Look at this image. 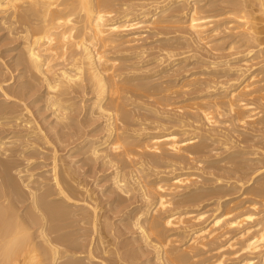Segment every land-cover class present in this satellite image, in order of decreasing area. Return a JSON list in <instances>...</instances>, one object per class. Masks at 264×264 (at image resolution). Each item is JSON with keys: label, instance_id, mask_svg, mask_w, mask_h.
<instances>
[{"label": "bare ground", "instance_id": "obj_1", "mask_svg": "<svg viewBox=\"0 0 264 264\" xmlns=\"http://www.w3.org/2000/svg\"><path fill=\"white\" fill-rule=\"evenodd\" d=\"M116 1L117 0H0V21L7 30V37L8 39L11 38L20 42L13 50H18L15 61L17 65L23 66L21 77H24L25 80L19 83L18 90H15L16 94L15 91L13 93L16 98L23 99L24 95L26 97V93L42 89L36 101L43 102L44 108H41L50 111V115L54 117V123L61 125L59 127L61 128V130L59 129L60 131L53 130H55V132L57 131L56 135L59 137L60 142L62 140L65 142H63V147L64 144L65 146H70L74 143L73 145L76 147H80L81 149L86 148L87 151L84 150L86 153L83 152L84 154L89 153L86 155V159H101L103 166L114 169L112 182L116 191L115 194L118 192L120 195L118 198L120 199L109 204V206L112 204L116 206L115 208H111V212L117 209L120 203L124 201L121 197L124 193H129L127 191L128 187L133 188V191L137 192L139 201L144 205H142L138 211L136 208V213L133 212V210L126 212H128L127 214L129 216L131 215L129 213L134 214L128 217L130 219L129 229H133L134 232L136 231V233H138V244L139 246L141 244V246L136 249L142 252L141 256L144 257V255H147L149 257L152 254L153 258H151L153 262H155L154 264H196L197 260H200L199 257L201 258L202 255L198 254L201 252L199 250H206L209 245L212 246L214 243L216 245V242L220 241L219 239L222 237H226L231 232L237 231L236 235L230 238L226 245L223 244L227 246L228 250H234L233 253H231L234 254V256L242 254L240 256L241 260L239 261L235 258V261L238 260V263H233L264 264V218L259 216L264 215V213L262 214V211H264V0H144L141 3H133L134 1L128 3V1L125 7L119 9L118 14L114 13L115 10H113V8L115 9ZM123 2H125V0ZM180 9L182 12L185 10V21H173L165 18V14L172 11L180 12ZM117 10L118 9H116V12ZM218 11H220L221 15L216 14L219 13ZM166 22L184 24L183 28L191 36L190 41L199 47H213L212 49L214 51H218L221 50L219 42L214 44L217 47L212 45L215 38H218L215 42L219 40L225 43L227 40H230L228 52L231 50H240L241 53H245L244 55H246L247 58L244 59V61H246L247 64L245 68L242 66L241 68L239 66L237 68L235 67L236 65L234 66L229 60L225 62L222 61L223 63L220 65L221 67L223 66L222 73H224V75L222 74V76L227 78L231 72H234L237 76H232L231 73V80L228 79L230 77L227 78L229 81L224 78L223 81L225 82H220L221 85L224 84L221 88L216 87L219 79L216 80L215 78L216 86H209L207 90V85H201L202 87L206 86L205 88L207 91L204 90L206 93L198 96L196 100L201 99L200 101H197V103H190L191 101L189 100L190 104L186 105H183L182 102L183 106L179 105V109L182 110L181 113L178 111L179 114L175 117H166V120L171 125L166 127L159 126L162 130L161 132H145V137L141 138L140 134H143V132L140 134L138 133V135H133L135 131L133 133L131 132L132 134L129 132L133 128H129L130 130L125 128L126 124H131L133 121L132 119H134L133 117L142 115L143 117H148V119L150 117H155L163 120H165V117L159 115L162 114L160 110L155 111V109H151L150 105H147L150 108H146V105V107L139 105L141 104V98L138 99V102H135V100L142 96L144 99L145 97L148 99L149 96H153L155 98L152 99H155L154 102L156 105L164 106L162 104L165 102V98L169 97L177 87L182 90L181 92L183 93L179 95V97H183L184 93H187V91L192 92V90L195 89L196 79L194 80L190 76L191 80H189V78L188 81L185 82V80H187L186 78L180 85L175 84V87H165L166 84L154 88L149 86L146 87L147 85L143 87L145 85L144 83H142L144 85L135 86L131 83L130 76H128L130 77L129 80L128 78L122 79V76L119 75V71L121 70H119L120 64L118 65V60L110 57L109 54L112 51H116L120 55V53L126 51V55V53L130 51V53L137 52L140 53L141 56H144L147 50L138 46L140 38L136 30L139 25L144 23L155 25L156 35H163L165 34ZM2 24H0V26ZM168 28H172V26ZM187 41L189 42V40ZM159 42L162 43L163 46L161 47L162 51L159 50L160 52L170 47L165 55L159 58L156 57L160 60V62H158L160 66L166 63L165 61H172L171 58L177 55V53L173 51V48H178V51L181 45L189 47L191 43L186 41L185 43H180V41L172 44L169 39L165 40V38L162 37L158 40V43ZM204 47L203 49L208 50ZM222 48L224 47L222 46ZM132 50H134V52H131ZM159 51L157 52L159 53ZM157 52L153 53L158 54ZM205 52L207 53V51ZM240 52L238 53L241 54ZM218 53H220V51ZM156 54L153 55L156 56ZM147 55L149 56V54ZM151 55L152 52L150 56ZM166 55L167 58L165 57ZM217 55L218 54L214 55V57ZM146 57L147 56H145V58ZM164 57L165 59H163ZM176 57H178V55ZM189 57H191V55L188 56V58ZM222 59H224V57ZM132 60L135 59L133 58ZM176 60L175 62H177ZM213 60L215 59L213 58ZM136 63L137 62H135V64ZM251 63L254 64V66H258H256V69H254L255 67L252 68L254 69L253 71L250 70ZM8 66L9 65H7V69L5 66V69L6 73L10 74L8 72L12 73V71ZM140 66L142 67V65ZM210 68H212V64ZM125 69L126 68L123 70ZM127 70L129 71L130 69H126V71ZM145 71L150 72V69L147 68ZM142 72H144L143 69L141 73ZM157 72L155 68L153 73L156 74ZM170 74H172V70ZM192 76L194 75L192 74ZM5 77L4 74V77H2L3 80H0V91H3L4 96L7 97L10 92H7V89L5 91V85H7L5 83L11 76L9 79ZM159 78H157V81ZM208 79L211 80L210 78ZM86 80L87 84L88 82L90 83L89 87L94 93V99L88 107L83 108L81 111L74 101L73 93L75 91L86 93ZM212 80L208 82V84L212 83ZM140 82L141 81H139V83ZM158 84L160 83L158 82ZM193 85L194 88L190 91L188 88H191ZM197 86L198 85H196V87ZM199 87L200 86H198V88ZM136 89L139 91V94L136 95L139 97L132 94ZM138 91L136 93H138ZM140 91H145L146 93H140ZM201 91H198V94H200ZM193 93L194 91L192 94L190 93V95H193ZM14 94L13 97H15ZM134 96L137 98L134 99ZM13 97L10 96L11 99ZM177 97L172 99L178 100L179 97ZM19 99L17 100L20 101ZM167 99L166 102L169 103L170 101H167ZM172 99L171 101H173ZM193 100L194 98L192 101ZM2 102L6 104L4 100ZM186 102L188 101L185 100V103ZM12 103L14 106L11 107H9L10 105L0 106L2 116L4 114L8 117V114L13 115L18 113L14 115L16 119L20 121L22 125H25L24 127H28L27 129H29V132H35L32 133L33 135L39 134L40 136H38L40 138H37L41 141L44 139L46 142L47 135L43 133L44 131L42 128L35 124L36 122L32 119L26 117L27 113H25L26 115L24 112L19 113V111H21L18 110V105H20V103L18 104L17 101ZM151 103H153V101ZM24 106H26V104ZM173 106H175L176 109L178 108L177 105ZM26 109L27 108H23L22 111ZM194 109L196 112L193 111ZM142 110L145 111L143 112ZM197 110L201 112L199 113ZM194 112L199 113V115L202 113V116L198 118ZM225 114L230 116V118L227 119H230L229 121H231L233 125L244 126V131H238L235 128H224L225 131H228L225 132L222 127L223 131H221V128V130L215 128L216 126L214 125L219 122L216 118H218V116L224 117L223 115ZM74 115H76V117ZM98 118L104 120V128L107 132L102 141L93 140L89 134L85 132L87 129L84 128L87 121ZM79 121L82 122L81 126L77 125ZM0 123L2 122L0 121ZM16 123L17 122H15V124ZM21 123H18V125H21ZM229 123L230 122H228V124ZM228 124L227 126H229ZM1 125L4 126V124ZM19 126L17 127L18 129ZM73 128L74 130L76 128L77 131H70ZM19 130H21V126ZM18 131L17 135L19 136L20 133L18 134ZM23 131L25 132V129ZM23 131L21 135H24L22 134ZM232 134L238 135L237 137H243L240 142L246 145H241L240 149H237L238 145L233 146V142L230 144L229 140H232ZM21 135L20 138H23L24 136L21 137ZM53 136L55 137V135ZM9 138L14 139V135ZM35 138L33 136V139ZM137 138L139 139L137 140L138 142H136ZM27 139L25 138L23 140L28 142ZM33 139L30 140V142L32 141L31 144L37 141H33ZM23 140L20 141L23 143ZM55 140H57V143L59 142L58 138ZM78 140L79 142H77ZM26 141L25 143H27ZM216 141L232 145L226 148L229 154L227 158L207 161L206 158L209 156L206 155V157L204 155L208 153L207 149H210L209 142L215 143ZM0 143H2V141ZM8 144H10V142ZM28 144L30 145V143ZM34 144H39V142L37 141V143ZM59 144H62V142ZM13 145L12 143V146ZM3 146L4 145H2V147ZM5 146L7 145L5 144ZM25 146L27 147L28 145H24V147ZM35 146L37 145L33 147ZM73 147L71 146V148ZM9 148L10 147H8L7 152H9ZM62 149H65V147ZM3 150L6 151L5 149ZM38 150L35 151L37 152ZM4 151H2V153L7 157L9 154L7 155ZM15 151L17 150H12V152ZM54 152L55 153L52 152L54 154V164L52 166L53 182L56 189L55 194L56 196H60L58 198H60L59 201H61V203L53 204V202H50L51 199L49 200L48 198L49 196L51 198L54 192L52 193V190L45 187L46 184L42 183L44 179L42 180L39 178L42 180L41 183L37 182L40 184L39 189L37 191H35V189L32 191L30 188L31 190H28L29 192L26 191L28 192V197H26V199L27 201L29 200V202L25 200L28 204L27 209H25L26 212L21 209L19 210L22 212L19 211L17 205H19V202L26 196L22 185H25V188H27L28 184L30 185L29 176L28 181L23 178L24 181L22 182L21 180H16L11 174V170L15 167V165L13 166L15 161H12V163L10 158L9 161L0 159V172L2 173V171H4L5 173V176H2L3 179L0 181V198L2 199L0 202V264H82L81 262L83 261L94 263L96 259H98V261L100 260V264H137V262L135 263L138 258L137 254L130 253L131 251L129 252L127 244L119 246L118 239H122L123 236H119L120 234H118V232H120V230L116 232V228L110 222L111 216L109 217L107 214L109 210L107 209V211H105L106 209L104 210L100 207L101 202L98 204V200H101L91 191L92 189L84 187L82 183L79 182L80 178L78 177V179L76 177L78 175L75 169L73 170L72 167L67 166L68 163L60 159L62 157L61 155H59L61 157L58 156L59 159L65 161L67 165L64 163L62 166H59L56 159L58 158L57 150ZM245 155L247 157H245ZM8 157H10V155ZM167 159L173 161V163L168 164V166L174 168V170L169 172L173 173L170 176H165L164 172H160L157 169V166L161 163H165ZM190 162L196 163L194 169L201 171L202 174L205 173V166L201 169L200 164L204 165L206 163H208L207 168L209 170L226 171L225 169L232 168L235 173H241L243 175L242 178L246 179V181L242 179L243 182L238 181V186L235 185V183L231 185L234 189L239 187L240 189L246 190L245 193L252 197L249 203L251 207L246 212L239 213L236 216H234L235 214L233 211L237 209L241 211L243 207H228L229 210L223 213L222 211L214 212L210 216L207 212H201L198 208L196 209V205H198V207L201 206H199L201 202L199 204L198 202L201 200L203 201V199L209 196H217L218 203H221L220 199L229 195V189L228 186L223 185V182L226 180L223 181L224 178L222 176H216L215 183L217 182V185L214 186V188L211 187L212 189L203 185L186 193H182L181 195L176 194V191L183 186V178L190 180L192 177L191 175H193V173H191L193 167L187 165L190 164ZM193 163L191 164L193 165ZM154 167L155 169H153ZM229 172L231 174V171ZM154 175L157 177L156 179L152 178ZM198 176L202 177L201 173ZM208 178L210 179V177ZM34 182V184H36V181ZM247 182H252V184L249 187H245ZM32 188L36 187L32 186ZM189 204H194L192 208L195 209L188 210L187 207L182 206H189ZM259 204L260 206L257 207ZM259 207H263L260 208V210L262 209L261 212H259ZM184 208L187 209L185 210ZM219 208L220 207H218V209ZM232 213L234 215L231 216ZM206 214L209 217H206ZM68 218H76V220H78L77 222L82 224L83 229V226H90L88 229L90 232L84 231L87 235L88 233L90 234V238L86 235L85 241L87 242H84V239H82V242H79L77 239H74V237L65 234L66 232H61L64 228L72 226V222L67 224L66 220ZM71 221H73V219ZM88 226L85 228H88ZM253 226H256L254 230ZM79 231L80 230H78V232ZM170 232L173 234H169ZM182 232L186 234L187 232L191 233L185 247L177 244L180 242V239L178 241V234ZM78 236H80V234H78ZM182 236H180L181 239ZM87 238L90 239L89 242ZM125 243H127V241ZM132 245L134 247L136 246V244ZM225 246H220L218 249L221 250ZM131 247L130 250H132ZM125 249L126 251L124 252ZM215 249L216 253H220L217 254L219 255L218 260L208 261L204 264H219V262H222L231 251L228 252L225 248L226 250H224V252L222 251V253L218 251L216 247ZM225 251L228 253L225 254ZM206 252L207 251L204 253ZM231 254L229 256H231ZM233 260L234 259L231 261ZM138 262L140 261L138 260ZM199 262L200 261H198V263ZM88 263L86 262V264ZM95 264L98 263L95 262Z\"/></svg>", "mask_w": 264, "mask_h": 264}, {"label": "rangeland", "instance_id": "obj_2", "mask_svg": "<svg viewBox=\"0 0 264 264\" xmlns=\"http://www.w3.org/2000/svg\"><path fill=\"white\" fill-rule=\"evenodd\" d=\"M122 1V0H121ZM121 1H116L115 2V9L113 8V10H115L114 11V13H116V14H118L119 13V9H122L123 7H125V5L126 4H128V3H132V1H134L133 3H141V2H143L144 0H125V2H121ZM129 1V2H128ZM148 1H151V0H148ZM152 1H154V0H152ZM128 2V3H127ZM125 3V4H124ZM117 6V7H116ZM116 9H118L117 10V12H116ZM184 12H185V10H183V12L181 11V9H180V12H178V11H175V12H169V13H167V14H165V18H168V20H173V21H180V22H183V21H185L186 20V18L184 17ZM219 13H216V14H220L221 15V13H220V11H218ZM223 15V14H222ZM0 19H1V16H0ZM184 19V20H183ZM0 24H2L1 23V21H0ZM169 26H172V28H168ZM138 27V26H137ZM175 27V28H174ZM184 27V24H182V23H165V34H163V35H156V29H155V25H151V24H148V23H144V24H141V25H139V27H138V29L136 30L137 32V34L139 35L138 37L140 38V41L138 42V46H140L141 48H144V49H146L147 51H146V53L144 54V56H141V54L140 53H137V52H134V50H132L131 52H134V53H137V54H134V53H130V51L128 52V53H126V55H125V52L123 53H120V55H121V57H120V55H119V53L118 52H116V51H112L110 54H109V56L110 57H113V58H116L117 60H118V65H119V67H120V69L119 70H121V71H119V75L120 76H122V79L123 78H128V80L130 79V77H131V83L133 84V85H135V86H137V85H144L143 87H145L146 85V87H156V86H159L160 87V85L162 86V84H166V86L165 87H167V86H172V87H175L176 85L175 84H177V85H180L186 78H187V80H185V82L186 81H188V79L189 80H191V77H192V79H196L195 81H196V83H195V89L194 90H192L193 88H194V85L193 86H191V88H188L190 91L192 90V92L194 91V93H193V95H190V93L192 94V92H189V91H187V93H184V98L182 99L181 97H179V95H182L183 93L181 92L182 90H180V89H178V87H177V89H174L175 90V92H174V90H173V92H172V96L171 95H169V97H172V98H174L175 99V97H177L178 98V100H174V99H172V98H169V97H167V98H165V102L162 104V105H164V106H159V105H156V103L154 102V100L155 99H152V98H155V97H153V96H149L148 97V99H146L147 97H145V99H144V97L142 98V97H139V96H137L138 94H139V91L137 90L138 89V87H137V91H138V93H136L137 91L135 90V92L133 91V93L132 94H135V96H137V97H139V98H137V100H135V102L137 101L138 102V99H140V103L141 104H139V105H142L143 107L146 105H150V107H151V109H155V111H157V110H160V112L162 113V114H159V115H163L164 117H165V120H163V119H159V118H155V117H150L149 119H148V117H143L142 115L141 116H135V117H133L134 119H132L131 121V124H126V129H132V130H130L129 132H130V134H132L134 131H135V133H133V135L135 134H137L138 135V133L140 134L141 132H143V134H140L141 136V138H143V137H145V135H146V133H148V132H151V133H157V132H161L162 130L159 128V126L160 127H163V126H169V125H171L167 120H166V117H175L177 114H179V113H181L182 112V110L181 109H179V107L182 105V102H183V105H186V104H190V103H197V101H200L201 99H199V100H196L197 98H198V96H200L201 94H204V93H206L205 91H207L208 90V88H209V86H216L215 85V83H216V81L214 80V78L216 79V80H218V82L220 83V82H222L223 80H224V78L227 80V78L228 77H230V78H228V79H230L231 80V73H232V76L234 75V76H237V75H235L234 74V72H231L228 76H227V78L226 77H224V76H222V74L224 75V73H222V69H223V66L221 67L220 65H221V63H223V62H225V61H228L229 60V62L230 63H232L235 67H237L238 68V66L241 68V66L243 67V68H245V66H246V64H247V62L246 61H244V59H246L247 57H246V55H244L245 53H241L240 52V50L238 51V50H231L230 52H228V50H229V48H228V45H229V41L230 40H227L225 43H223V41H217V42H215V40H217L218 38H215V40H214V43L212 44V45H214V44H217L218 42H219V47H220V49L221 50H218V51H214L212 48H208V47H206L208 50H206V49H203V47L204 46H201V47H199V46H196V44L195 43H192L191 41H190V35L188 34V32H186V30L183 28ZM131 32V31H130ZM161 37L162 38H165V40H170V42L173 44V43H177V42H180V43H185V41L186 42H188L187 40H189V42H191L189 45V47L188 46H185V45H181V47H183V48H181V47H179V50L177 51V49L178 48H173V51L174 52H176L177 53V55H178V57H173V58H171V60L172 61H165L166 63H164V64H162L161 66L159 65L160 63H158V62H160V60L158 59L160 56L162 57L163 55H165L166 54V52L167 51H169L168 49H170V47L168 48V49H165V51H163V52H160V51H162L161 50V47H163L162 46V43H158V40L159 39H161ZM188 42V43H189ZM20 42H18V41H16V40H13V39H11V38H9L8 39V37H7V30L4 28V26H3V24L0 26V73L2 74V71H3V76L0 74V76H1V79L0 80H3L2 79V77H4V74H5V78L6 79H9L10 78V76H11V78L9 79V80H7V82L5 83V84H7V85H5V91H6V89H7V92H10V93H8V95L9 96H4V92L3 91H0V106H2V105H5V106H9V107H11V106H14V105H12L13 103L12 102H15V101H17V103L19 104L20 103V105L21 104H23V105H18V110H21V111H19V113L20 112H24V114L25 113H27V115H26V117H28L29 119H32L34 122H36L35 124H37L38 126H40L41 128H42V130L44 131L43 133H45L46 135H47V140H46V142H45V140L44 139H42V141L39 139L40 137V135L39 134H32V133H35V132H29L28 130L29 129H27L28 127H24L25 125H22V123L20 122V121H18L17 119H16V116H14V115H17V114H8V117L7 116H5L4 114H3V116H2V112H0L1 114V116H0V119L1 118H7V120H6V118H5V122L7 123V121H8V125L4 122V118L3 119H1L0 121L2 122V123H0V142L2 141V143H0V148L2 147V145H4L5 146V144L7 145V146H3L2 148H1V150H0V159L1 160H3L4 159V161L5 160H10L11 159V162L13 161H15L14 163L15 164H13V166L15 165V167H13V169L11 170L12 172H11V174H12V176H13V178L15 177L16 178V180H18V181H20L21 180V182L22 181H24L25 179L28 181V176H29V182H30V185H29V187H28V185H27V188H25L26 186L25 185H22L23 186V191L26 193V196H25V198H23L24 199V201H23V199L21 200V202H19V205H17L18 206V210L19 209H21L22 211L24 210V212H26L25 211V209H27V207H28V204H27V202H29V200L27 201V199H26V197H28V192L32 189V191L35 189V191H37L38 189H39V185L40 184H38L39 182L41 183V181H42V183H44V184H46V188L47 189H50V190H52V193H53V195H51V198H50V196H49V200H50V202H53V204H60L61 203V201H59L60 200V198H58V197H60L59 195L58 196H56V189H55V186H54V182H53V164H54V154L53 153H55L54 151L55 150H57V157L59 156V155H61V156H59V157H61L60 159H63V160H65L67 163H68V165H67V163H65V161H63V160H60L59 159V157L58 158H56L57 159V163L59 164V166H62L64 163H65V165H67V166H69V167H72V169L74 170L75 169V171H76V173H77V175L78 176H76L78 179H79V182L80 183H82V185L84 186V187H86V188H89V189H92L91 191H93L94 193H95V195H97V197L101 200V201H99L98 200V204L101 202V204H100V207H102L105 211H107V209L109 210V212H107V214H108V216L110 217L111 216V220H110V222L113 224V226L116 228L115 230H116V232H118L117 230H120V232H118V234H120L119 236L121 237V236H123V238L121 239V238H119L118 239V241H119V246H122V245H128L127 247H129V252L130 253H135V254H137V259L140 261V262H138V260L136 259V261H135V263L137 262V264H154L155 262H153V260H152V258H153V255L151 254H148V255H150L149 257L147 256V255H144V257L143 256H141V254H142V252L139 250V249H136L137 247L139 248L140 246H141V244H140V246H139V244H138V233H136V231L134 232L133 231V229H129V227H130V219L128 218V217H130V216H132V214L133 213H129V214H131L130 216L127 214L128 212H126V211H132L133 210V212H137L138 211V209H140L141 208V206L142 205H144L141 201H139V199H138V195H137V192H135V191H133L134 189L133 188H131V187H128L127 188V191L129 192V193H124L123 195H122V197L121 198H123L124 199V201L122 202V203H120V205L118 206V208L117 209H115L114 211H112L111 212V208H115L116 206H114L113 204V206L112 205H110L109 206V204L110 203H113V202H116V200L117 199H120V198H118V196H120L119 195V193L117 192V194H115V189H114V185H113V182H112V177L114 176V169H109V168H107L106 166H103V164H102V161H101V159H98V160H93V159H90V158H88V159H86V155H88L89 153H87V154H84L83 152H85L86 153V148H84V149H81L80 147H76L75 145H73V144H71L70 146L68 145V146H65V144H64V147H65V149H62V148H64L63 147V140L61 141L62 142V144H59V143H61L60 142V140H59V137L56 135V133H57V131H60L61 130V128H59L61 125H57L56 123H54V117H52L51 115H50V111H46V110H44V109H42L41 107H43V102H41V101H36V98H37V96L39 95V93H40V91H42V89H37V90H34V91H31V92H29V93H26V97H25V95H24V97H25V99H24V97H23V99H19L18 97L16 98V96H15V94H16V91L18 90V85H19V83L21 82V81H23V80H25V78L24 77H21V73H22V68H23V66H20V65H17V63H16V58H17V51L18 50H13L14 49V47H16L18 44H19ZM161 44V45H160ZM160 46V49H159V46ZM224 47V48H222V46ZM185 46V47H184ZM192 46V47H191ZM195 46V47H194ZM215 47H217L216 45H214ZM204 47V48H205ZM218 47V48H219ZM167 48V47H166ZM197 48V49H196ZM199 48V49H198ZM203 49V50H201V49ZM226 48H228V49H226ZM175 49V50H174ZM185 49V50H184ZM210 49H212V50H210ZM223 49H225V50H223ZM160 50V51H159ZM181 50V51H180ZM183 50V51H182ZM136 51V50H135ZM157 51H159V53L157 52ZM172 51V52H173ZM205 51H207V53L205 52ZM208 51H210V52H208ZM212 51V52H211ZM220 51V53H218ZM116 52V53H115ZM151 52H152V57L150 56V54H151ZM153 52H157L158 54H156V53H153ZM165 52V53H164ZM170 52H171V50H170ZM186 52V53H185ZM199 53V54H197V53ZM238 52H240L241 54H239ZM163 53V54H162ZM183 55H182V54ZM185 53V54H184ZM210 53V54H209ZM213 53H215V54H213ZM228 53V54H227ZM234 53V54H233ZM147 54H149V56L147 55ZM153 54H156V56L155 55H153ZM161 54V55H160ZM180 54V55H179ZM192 54H195V55H192ZM197 54V55H196ZM216 54H220L219 55V57H218V55L217 56H215L214 57V55H216ZM230 54V55H229ZM236 54V55H235ZM243 54V55H242ZM191 55V57H189L188 58V56H190ZM209 55V56H208ZM210 55H212V56H210ZM232 55H234V56H232ZM115 56V57H114ZM134 56V57H133ZM138 56V57H137ZM141 56V57H140ZM145 56H147L146 58H145ZM186 56V57H185ZM200 56V57H199ZM118 57V58H117ZM125 57H126V59H125ZM128 57H129V59H128ZM156 57H158V58H156ZM166 58H167V55L165 56ZM165 57L163 58V59H165ZM216 57H217V59H216ZM224 57V59H222V58ZM226 57V58H225ZM135 59V60H132V59ZM136 58H138V59H136ZM142 58H144V59H142ZM185 58V59H184ZM197 58V59H196ZM198 58H200V59H198ZM213 58L215 59V60H213ZM142 59V60H141ZM156 59V60H155ZM177 59V60H176ZM181 59V60H180ZM221 59V60H220ZM231 59V60H230ZM122 60V61H121ZM129 60H132V61H129ZM139 60V61H138ZM167 60V59H166ZM174 60V61H173ZM175 60L177 61V62H175ZM184 60H186V61H184ZM144 61V62H143ZM182 61V62H181ZM212 61H213V63H212ZM219 61V62H218ZM223 61V62H222ZM3 62V63H2ZM122 62V63H121ZM135 62H137L136 64H135ZM155 62H157V63H155ZM210 62H211V64H212V68H210L211 67V64H210ZM214 62H215V64H214ZM141 63V64H140ZM147 63H149V64H147ZM151 63V64H150ZM174 63V64H173ZM176 63H177V65H176ZM195 63V64H194ZM197 63V64H196ZM204 63V64H203ZM5 64H7V65H9L8 66V68H10L11 69V71H12V73L11 72H8V73H10V74H7L6 73V69H7V65H5ZM125 66H124V65ZM126 64H127V66H126ZM155 64V65H154ZM250 64V63H249ZM129 65H131V66H129ZM136 65V66H135ZM140 65H142V67L140 66ZM145 65V66H144ZM158 65V66H157ZM176 65V66H175ZM207 65V66H206ZM216 65V66H215ZM252 65V66H251ZM251 65H250V70L251 71H253L254 69H256L258 66L257 65H255L254 66V64H252L251 63ZM5 66H6V69H5ZM163 66V67H162ZM175 66V67H174ZM210 66V67H209ZM257 66V67H256ZM3 67V68H2ZM122 67V68H121ZM128 67H130V68H128ZM136 67V68H135ZM139 67V68H138ZM161 67V68H160ZM214 67H216V68H214ZM218 67H220V68H218ZM249 67V66H248ZM255 67V68H254ZM124 68H126V69H130L129 71L127 70L126 71V69L125 70H123ZM138 68V69H137ZM150 69V72H146L145 71V69ZM152 68H154V69H152ZM155 68H156V70L158 71L156 74H154L153 73V70L155 71ZM252 68H254V69H252ZM2 69V70H1ZM142 69H143V71L144 72H142L141 73V71H142ZM161 69V70H160ZM217 69V70H216ZM5 70V71H4ZM140 70V71H139ZM171 70H172V74H173V70H174V74L172 75V74H170V72H171ZM177 70V71H176ZM221 70V71H220ZM124 71V72H123ZM137 71V72H136ZM168 71H170V72H168ZM122 72V73H121ZM125 72H127V73H125ZM134 72V73H133ZM136 72V73H135ZM140 72V73H139ZM165 72V73H164ZM168 73V75H167V73ZM151 73V74H150ZM159 73H160V75H159ZM215 73V74H214ZM126 74V75H125ZM136 74V75H135ZM145 74V75H144ZM146 74H147V76H146ZM192 74L194 75V76H192ZM209 74V75H208ZM213 74V75H212ZM220 76H219V75ZM124 75V76H123ZM135 75V76H134ZM162 75H164V76H162ZM177 75V76H176ZM126 76V77H125ZM128 76H130V77H128ZM133 76V77H132ZM137 76V77H136ZM151 76H153V77H151ZM158 76V77H157ZM191 76V77H190ZM198 76V77H197ZM217 76V77H216ZM148 77V78H147ZM150 77V78H149ZM160 77V78H159ZM201 77H203V78H201ZM4 78V79H5ZM133 78V79H132ZM139 78H140V80H139ZM153 78V79H152ZM154 78H155V80H154ZM157 78H159L158 79V81H157ZM162 78V79H161ZM175 78V79H174ZM177 78V79H176ZM182 78V79H181ZM184 78V79H183ZM198 78V79H197ZM208 78H210L211 80H212V83H209V84H212V85H209L208 84V82H210L211 80H209ZM234 78V77H233ZM138 79V80H137ZM147 79V80H146ZM152 79V80H151ZM180 79V80H179ZM205 79H206V81H205ZM133 80V81H132ZM143 80V81H142ZM168 80H169V82H168ZM176 80V81H175ZM202 80V81H201ZM207 80H209V81H207ZM221 80V81H220ZM139 81H141L140 83H139ZM152 81V82H151ZM213 81H215V82H213ZM227 81H229V80H227ZM87 82V80L85 81V83ZM137 83V84H135V83ZM158 82L160 83V84H158ZM164 82V83H163ZM168 82V83H167ZM184 82V83H185ZM207 82V83H206ZM217 82V88H221L224 84H222L221 85V83L219 84ZM223 82H225V81H223ZM84 83V84H85ZM142 83H144V84H142ZM174 85H173V84ZM179 83V84H178ZM200 85H199V84ZM203 83V84H202ZM4 84V83H3ZM87 84V83H86ZM158 84V85H157ZM169 84V85H168ZM207 85L208 87H207V90H206V86H204V87H202L201 85ZM154 85V86H153ZM196 85H198V86H200L199 88H198V86L196 87ZM87 86V90H86V93H83V92H74L73 93V96H74V101H75V103L77 104V106L79 107V109L82 111V109L83 108H85V107H88L89 106V104L92 102V100L94 99V93L91 91V88L89 87L90 86V83L88 82V84L87 85H85V87ZM140 88V87H139ZM203 88V89H202ZM213 88V87H212ZM187 89V90H188ZM211 89V88H210ZM209 89V90H210ZM8 90H10V91H8ZM16 90V91H15ZM75 90V89H74ZM74 90H71V91H74ZM176 90H177V92H176ZM197 91V93H196V91ZM201 90H203V91H201ZM205 90V91H204ZM12 91V92H11ZM15 91V94L13 93ZM198 91H201V93L200 94H198ZM142 92H145V91H140V93H142ZM180 92V93H179ZM188 92H189V94H188ZM3 93V94H2ZM14 94V96L15 97H13V94ZM146 93V92H145ZM173 93H174V95H173ZM177 93H178V95H177ZM196 93V94H195ZM10 94H12V95H10ZM137 94V95H136ZM166 94V93H165ZM169 94V93H168ZM176 94V95H175ZM185 94H186V96H185ZM188 94V95H187ZM10 96H12L13 98L11 99L10 98ZM135 96L133 97L134 99H136L135 98ZM196 96V97H195ZM151 97V98H150ZM6 98H10L9 99V101L7 102V100L8 99H6ZM16 98V99H15ZM189 98H191V99H189ZM194 98V100L192 101V99ZM17 99H19L20 101H18ZM145 100V102H144V100ZM166 99H167V101L169 100L170 102L168 103V102H166ZM171 99L173 100V101H171ZM5 101L6 102V104H8V105H6L4 102H2V101ZM23 100V101H22ZM142 100V101H141ZM147 100H148V102H147ZM185 100L186 101H188V102H186L185 103ZM191 102H190V101ZM149 101H153V103H151V102H149ZM174 101H175V103H174ZM3 104H2V103ZM22 102V103H21ZM23 102H25V103H23ZM190 102V103H189ZM148 103H150V104H148ZM26 104V106H24ZM144 104V105H143ZM153 104V105H152ZM170 106H169V105ZM156 105V106H155ZM173 105H177L178 106V108L176 109V107L175 106H173ZM180 105V106H179ZM182 105V106H183ZM24 106V107H23ZM145 106V107H146ZM22 109H21V108ZM150 107H146V108H150ZM23 108H27L26 110H24V111H22L23 110ZM44 108V107H43ZM179 109V110H178ZM177 110V111H176ZM143 112L145 111V110H142ZM178 111H179V113H178ZM191 111V110H190ZM193 111H195V109L193 110ZM198 111V110H197ZM31 112V113H30ZM196 112V111H195ZM194 112V114L195 115H197V117L199 118L200 116H202V113L199 115V113L201 112V111H198L199 113H195ZM75 117H76V115H74ZM150 116V115H149ZM224 117H222V116H218V118H216V120L217 121H219L217 124H215L214 126H216L215 128H217L218 130H221L222 128L224 129V128H226V129H233V128H235V129H237L238 131H244V129H245V127L244 126H241V125H239V126H237V125H233L232 123H231V121H229L230 119H227V118H230V116H227L226 114L225 115H223ZM15 119H14V118ZM141 117H143V118H141ZM12 118V119H11ZM137 118V119H136ZM141 118V119H140ZM147 118V119H146ZM221 118H223V119H221ZM220 119V120H219ZM226 119V120H225ZM3 120V121H2ZM85 121H87V120H85ZM104 120L103 119H94V120H89V121H87V123H86V126L84 125V128L85 129H87V130H85V132H87L88 134H89V136L93 139V140H96V141H102V139L105 137V135H106V130H105V128H104V125H105V123L103 122ZM15 122H17L16 124H15ZM220 122H222V123H220ZM228 122H230L229 124H228ZM11 123V124H10ZM12 123H13V125H14V127H13V125H12ZM18 123H21V130L23 131L24 129H25V132H26V134H25V132L23 131V133L22 134H24V135H21V130H19L20 129V126L18 125ZM81 123L82 122H80L79 121V123H77V125H80L81 126ZM134 123V124H133ZM226 123V124H225ZM1 124H4V126L3 125H1ZM133 124V125H132ZM227 124L229 125V126H227ZM19 126V129L17 128L18 126ZM57 125V126H56ZM127 125H128V127H127ZM220 125H222V126H220ZM225 125V126H224ZM15 126H16V128H15ZM24 128H23V127ZM44 127V128H43ZM56 127V128H55ZM222 127V128H221ZM228 127V128H227ZM52 128V129H51ZM221 128V129H220ZM242 128V129H241ZM26 129H27V131H26ZM51 129V130H50ZM53 129H55V130H57L56 132H55V130H53ZM60 129V130H59ZM223 129L221 130V131H223ZM19 130V131H18ZM12 131H13V133H12ZM17 131H18V134H19V136L17 135ZM33 131V130H32ZM50 131V132H49ZM52 131V132H51ZM70 131H74V132H76L77 130H76V128H75V130H74V128L73 129H71ZM224 131H225V129H224ZM227 131V130H226ZM225 131V132H226ZM16 132V133H15ZM49 132V133H48ZM54 132V133H53ZM132 132V133H131ZM146 132V133H145ZM228 132V131H227ZM11 133V134H10ZM15 133V134H14ZM28 133H29V135H28ZM13 137V135H14V139H12V138H9V137H11V136ZM20 135H21V137H23V138H20ZM26 135V136H25ZM39 135V136H38ZM53 135H55V137L53 136ZM233 135V137H232V140H229V142H230V144H232V142H233V146H237V149H240V146L242 145H246L245 143H243V142H240V140L242 141V138H241V136H239V137H237L238 135H234V134H232ZM32 136V137H31ZM33 136H34V138L35 139H33ZM49 136H50V139H49ZM6 137V138H5ZM16 137H19V138H16ZM37 137H39V138H37ZM52 137V138H51ZM8 138V139H7ZM27 139L28 140V142L27 143H25V141L23 140V139ZM30 138H32L33 139V141L34 140H37L38 142H39V144H34V143H37V141L35 142H33L32 144H31V142H30V140H32V139H30ZM58 138V140H59V142L57 143V140H55V139H57ZM70 138V137H69ZM238 138H239V140H238ZM10 139V140H9ZM17 139V140H16ZM4 140V141H3ZM7 140H9V141H7ZM12 140V141H11ZM15 142H14V141ZM20 140H23V143L20 141ZM40 140V141H39ZM137 140H139L138 138L136 139V142H138ZM7 143H6V142ZM10 142V144H8ZM77 142H79V140L77 141ZM228 142V143H229ZM3 143H5V144H3ZM12 143L14 144L13 146H12ZM28 143H30V145L28 144ZM41 143H42V146H41ZM65 143V142H64ZM58 144V145H57ZM75 144H77V143H75ZM24 145H28L27 147L25 146L24 147ZM34 145H37V146H35V147H33ZM40 145V146H39ZM209 145H210V149H207V151H208V153L207 154H205L204 156H209V157H207L206 158V160L207 161H216V160H220V159H223V158H227V156H228V154H229V152H227L226 150V148L229 146H232V145H229V144H225V143H219L218 141H216L215 143H212V142H209ZM227 145V146H226ZM24 148H23V147ZM71 146L73 147V148H71ZM213 146V147H212ZM8 147H10L9 148V152H7V149H8ZM19 147H20V149H19ZM42 147V148H41ZM58 147V148H57ZM221 147V148H220ZM32 148V149H31ZM36 148V149H35ZM39 150H38V149ZM77 148V149H76ZM3 149H5L6 151H4ZM22 149H24V150H22ZM29 149V150H28ZM33 149H34V151H33ZM54 151H53V150ZM12 150L14 151V150H17V151H15V152H12ZM35 150H38L37 152L35 151ZM84 150H86V151H84ZM2 151H4V153H7V155L9 154L10 155V157H6V156H4V154L2 153ZM17 152V153H16ZM21 154H20V153ZM53 152V153H52ZM27 153V154H26ZM39 154V155H38ZM219 154V155H218ZM21 155V156H20ZM33 155V156H32ZM51 155V156H50ZM53 156V157H52ZM245 157H247L246 155H245ZM10 158V159H9ZM204 158V157H203ZM13 159H15V160H13ZM12 162V163H13ZM169 163H173V161L171 160V159H167L166 161H165V163H161L159 166H157V169H158V171H160V172H164L165 173V176H170V175H172L173 173H169L171 170H174V168L172 167V166H168V164ZM191 163H193V162H190V164H187V165H191L192 167H193V169H191L192 171H191V173H193V175H191L190 177H191V179L190 180H188V179H184L183 178V182H182V184H183V186L181 187V188H179V190H177L176 191V194H178V195H181L182 193H186V192H188V191H191V190H193L194 188H197L198 186H205V187H208L209 189H212L211 187H213L214 188V186H216L217 185V182L215 183V181H216V179L215 178H217L216 176H222L223 178H224V180L223 181H225V182H223V185H226V186H228V196H226V197H223V199H220V201H221V203H218V200H217V196H209V197H207L206 199H203V201L201 200V201H199L198 202V204H199V206L200 207H198V205H196L197 207H196V209L198 208L199 209V211H201V212H203V211H205V212H207V214L210 216V215H212L214 212H221L222 211V213L223 212H225V211H227V210H229V208H233V207H243V210H241V211H238L239 209H237V210H234L233 211V213L235 214H231V216L232 215H234V216H236V215H238L239 213H243V212H246L251 206H250V201L252 200V197L251 196H249V195H247L245 192H246V190L244 189H240L239 187V189L237 188V189H234V187L232 186L234 183H235V185H239V182L238 181H240V182H243V180H245L246 181V179H244V178H242L243 177V175L241 174V173H235L234 172V170L232 169V168H227V169H225L226 171H219V170H209L207 167H208V163H206L207 164V166H206V164H200L201 165V169L204 167L205 168V173H203L202 174V172L201 171H199V170H196V169H194V167L196 166V163H193V165L191 164ZM70 164V165H69ZM195 165V166H194ZM226 165V164H225ZM207 168V169H206ZM153 169H155V167L153 168ZM227 170H229V171H231V174H230V172L229 171H227ZM1 171V170H0ZM52 171V172H51ZM196 171V172H195ZM198 171V172H197ZM210 171H211V173H210ZM213 171H214V173H213ZM226 172V173H225ZM234 172V173H233ZM3 173H4V171H2V173L0 172V181L3 179V177L5 176V173H4V175H3ZM196 175H195V174ZM200 173H201V176L202 177H199L198 175H200ZM220 173V174H219ZM225 173V174H224ZM32 176H31V175ZM204 174H206V175H204ZM207 174H209V175H207ZM241 174V175H240ZM52 175V176H51ZM203 175H204V178H203ZM212 175H215V176H212ZM229 175H230V177H229ZM3 176V177H2ZM39 176V177H38ZM41 176V177H40ZM234 176V177H233ZM32 177V178H31ZM51 177H52V179H51ZM208 177H210V179L208 178ZM233 177V178H232ZM240 177V178H239ZM24 180H23V179ZM39 178H41L42 180H40ZM152 178L153 179H156L157 177L154 175V176H152ZM247 178H249V177H247ZM37 179V180H36ZM39 179V180H38ZM150 179V178H149ZM235 179H237V180H235ZM239 179V180H238ZM243 179V180H242ZM33 180V181H32ZM205 180V181H204ZM213 180V181H212ZM26 181V182H27ZM32 181V182H31ZM34 181H36V184H38V185H36V184H34L35 182ZM28 182V183H29ZM38 182V183H37ZM215 184H214V183ZM221 182V183H222ZM237 182H238V184H237ZM220 183V182H219ZM232 184V185H231ZM252 184V182H247L246 183V185H245V187H249L250 185ZM35 185V186H34ZM49 185H51V186H49ZM32 186L33 187H36V188H32ZM38 186V187H37ZM54 186V187H53ZM50 187V188H49ZM51 187H52V189H51ZM31 188V189H30ZM54 189V190H53ZM29 190V191H28ZM235 190V191H234ZM26 191H28V192H26ZM231 191V192H230ZM230 192V193H229ZM115 194V195H114ZM27 202H26V201ZM114 200V201H113ZM2 201V199L0 198V202ZM57 201V202H56ZM119 201V200H118ZM117 201V202H118ZM232 201V202H231ZM25 202V203H24ZM23 203V204H22ZM233 203V204H232ZM196 204V203H195ZM192 205H194V204H192ZM192 205H190L189 204V206H186V205H182L183 207H187L188 208V210H191V209H195V208H192L193 206ZM253 205V204H252ZM21 206V207H20ZM104 206V207H103ZM222 206V207H221ZM258 206H260V204L259 205H257V207ZM195 207V206H194ZM218 207H220L219 209H218ZM229 207V208H228ZM136 208H137V211H135L136 210ZM182 208V207H181ZM187 208H184L185 210L187 209ZM228 208V209H227ZM260 208H263V207H259V210H260ZM183 209V208H182ZM216 209H218V210H216ZM21 210H19V211H21ZM125 210V211H124ZM262 210V209H261ZM261 210L259 211V212H261ZM21 211V212H22ZM264 213V211H262V214ZM25 214V213H24ZM110 214V215H109ZM207 214H206V217H209V216H207ZM261 214V213H260ZM134 215V214H133ZM126 216V217H125ZM259 216H261L262 218H264V215H259ZM73 219V221H71ZM78 220H76V218H68L67 220H66V222H67V224L70 222H72V226L69 228V227H66V228H64L63 229V231H61V232H66L65 234H68V236H71V237H74V239H77V241H79V242H82V239H84L83 241L84 242H87V241H85V238L87 237V236H89V238H90V234L88 233V235L85 233V232H90V231H88V229L90 228V226H88V225H86V226H88V228H85L86 226H83L84 227V229L82 228V224H79L78 222H77ZM66 222L64 221V223L66 224ZM76 225V226H75ZM79 225V226H78ZM197 225V224H196ZM75 226V227H74ZM198 226V225H197ZM73 227H74V229H73ZM77 227V228H76ZM128 227V228H127ZM255 227L256 226H253V230L255 229ZM70 230H69V229ZM79 228V229H78ZM73 229V230H72ZM80 230L79 232H78V230ZM83 229V230H82ZM86 229H87V231H86ZM127 229H129V230H127ZM67 230V231H66ZM69 230V231H68ZM74 231V232H73ZM85 231V232H84ZM69 232H71V233H69ZM77 232V233H76ZM82 232V233H81ZM126 232V233H125ZM75 233V234H74ZM85 233V234H84ZM123 233V234H122ZM185 232H182L180 235L178 234V241H179V239H180V242L179 243H177V244H180L179 246H184L185 247V244L187 243V241L189 240V238H190V234L191 233H189V232H187V234L185 235L184 234ZM189 233V234H188ZM236 233H237V231H235V232H231L229 235H227L226 237H228V238H226V237H222L221 239H219L220 241H218V242H216V245H215V243L211 246V245H209V247H207V249L205 250H203V249H201V250H199V251H201L200 253H198L199 255H201V258L199 257V259L200 260H197V262H196V264H204L205 262H208V261H215L216 259L218 260V257H219V255H217L219 252H217L216 253V249H215V247L217 248V250L218 251H220V252H224V250H226L227 249V246H225L226 244H227V241L230 239V238H232V237H234L235 235H236ZM253 233H254V231H253ZM73 234V235H72ZM78 234H80V236H78ZM83 234V235H82ZM169 234H173L172 232H170ZM256 234V233H255ZM87 235V236H86ZM183 235V236H182ZM187 235H188V237H187ZM83 236V237H82ZM85 236V237H84ZM180 236H182V239H181V237ZM82 237V238H81ZM136 237V238H135ZM89 238H87L88 239V242H89ZM131 238H132V240H131ZM186 238V239H185ZM225 238V239H224ZM81 239V240H80ZM86 239V240H87ZM185 239V240H184ZM122 240V241H121ZM131 241V243H130V241ZM134 240V241H133ZM137 240V241H136ZM224 240V241H223ZM226 240V241H225ZM127 241V243H125ZM181 241H183V242H181ZM134 242V243H133ZM137 242V243H136ZM122 243H125V244H122ZM222 244V245H220V244ZM132 244H136V246L134 247ZM138 244V245H137ZM223 244H225V245H223ZM219 245V246H218ZM132 246V247H131ZM213 246H215V247H213ZM220 247V246H225V247H223L221 250L220 249H218V247ZM130 247H131V249L132 250H130ZM134 247V248H133ZM226 248V249H225ZM134 249V250H133ZM211 251H210V250ZM212 249H213V251H212ZM238 249V248H237ZM135 250H136V252H135ZM139 252H138V251ZM231 249H227V251L229 252ZM123 251V250H122ZM126 251V249L124 250V252ZM132 251H134V252H132ZM198 251V252H199ZM205 251H207L206 253H204ZM227 251H225V254L226 253H228ZM234 251V250H233ZM233 251L231 250L230 251V253L229 254H227L228 256L231 254V253H233ZM128 252V251H127ZM141 252V253H140ZM211 252V253H210ZM222 252V253H223ZM140 254V256H139V254ZM203 253H204V255H203ZM216 254V255H215ZM220 254V253H219ZM207 255V256H206ZM214 255V256H213ZM226 255V257H225V259L224 260H222V262H219V264H236V263H233V262H237L238 263V260L240 261L241 260V258H240V256L242 255V254H239V255H235V256H237V257H235L234 256V254H231V256H227ZM205 256V257H204ZM217 256V257H216ZM142 257V258H141ZM149 259H148V258ZM152 257V258H151ZM140 258H141V260H143V261H141L140 260ZM235 258H237L238 260L237 261H235ZM147 261H146V260ZM212 259V260H211ZM232 259H234L233 261H231ZM150 260H151V262H150ZM198 261H200V262H202V263H198ZM86 262L88 263V261H83V262H81L82 264H86ZM95 262L96 263H98V264H100L101 262H100V260L98 261V259H96V261H94V263H88V264H95ZM146 262V263H145ZM232 262V263H231ZM110 264V263H109Z\"/></svg>", "mask_w": 264, "mask_h": 264}]
</instances>
